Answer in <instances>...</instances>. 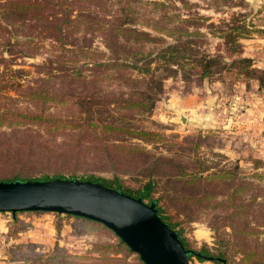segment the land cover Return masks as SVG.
<instances>
[{"label":"rangeland","instance_id":"obj_1","mask_svg":"<svg viewBox=\"0 0 264 264\" xmlns=\"http://www.w3.org/2000/svg\"><path fill=\"white\" fill-rule=\"evenodd\" d=\"M108 1L106 15L119 13L114 12L119 2ZM118 1L136 10L139 6L134 0ZM159 1L171 4L165 9L166 18H184L188 13L203 17L197 25L203 33L199 44L208 53L222 52V38L210 33V25L217 28L221 21L230 23L231 16L236 19L234 23L243 22L246 35L237 40L239 56L264 70V0ZM0 26H4L1 19ZM5 35L0 30V43ZM88 37L91 49L105 50L98 35ZM23 41L24 34H10L11 43ZM47 43V39L41 41L34 55L9 53L0 45V180L116 175L123 186L136 188L147 175L146 166L158 165L153 167L155 174L172 181L160 180L154 197H161L158 205L189 249L204 247L214 255L224 247L228 250L222 264H264V85L257 87L255 78L228 74L189 83L182 82L178 74L168 76L149 111L123 110L116 104L109 112L94 113L100 119L112 115L111 122L121 128L102 130L88 124L92 119L80 116L84 107L68 98L63 85L57 89L61 85L54 76L47 79L39 74V87L54 99L44 102L41 118L35 119L24 82L33 74V65L49 54ZM72 75H76L74 70ZM103 77L98 83L102 93L121 94L122 101L142 100L129 94L143 87L136 89V84L125 83L122 78ZM17 81L21 84L14 85ZM195 160L208 167L202 175L211 173L209 179L201 181L203 185L181 188L188 177L178 181L174 170L159 167L170 163L190 170ZM222 172H234L235 176ZM235 183L240 188L232 191ZM170 189L194 199H207L184 204L168 193ZM116 239L104 225L66 214L0 212V264H106L101 255ZM241 245L261 258L242 260L236 249ZM48 256L54 263L45 260ZM107 256L123 257L127 264L141 262L129 249L109 250ZM187 264L220 263L190 256Z\"/></svg>","mask_w":264,"mask_h":264},{"label":"trees","instance_id":"obj_2","mask_svg":"<svg viewBox=\"0 0 264 264\" xmlns=\"http://www.w3.org/2000/svg\"><path fill=\"white\" fill-rule=\"evenodd\" d=\"M115 1L120 5L114 12L119 13L106 15L110 10L108 0H0V19L4 25L0 26V30L6 33L5 36H1L0 45L5 48V51L34 55L41 41L48 40L49 54H46L40 64L33 65V74L24 82V87L27 89L25 96L31 99L33 118H41L44 102L54 99L46 89L39 87V80H41L38 77L39 74L45 75L47 79L54 76L57 84L61 85L57 89L59 90L63 85L68 98H71L75 105L84 107V114L80 116L92 119L93 121H88V124L102 130H120L121 128L113 121L111 122L112 115L107 119H100L98 115L93 116L94 113L109 112L116 104L123 110L149 111L155 101L154 98L161 91L163 79L168 76L178 74L182 82L189 83L193 80L199 82L204 77L210 79L217 75L221 78L228 74L234 78H255L257 87L264 85V70L252 67L249 58L239 56L237 40L246 35L243 22L234 23L236 19L231 16L230 23L221 21L217 28L210 25V33L222 38V52L216 50L208 53L201 49L199 44L203 33L197 29V25L201 24L203 17L188 13L184 18L179 16L166 18L165 9L171 4H165L159 0H134L135 3H139L137 10L131 8L130 5H124L122 1ZM147 7H149L148 10ZM87 33L98 35L105 50L91 49V38H86ZM10 34H24V41L11 43ZM61 50L66 51L61 55L57 54V51ZM224 57L229 60L225 61ZM79 61L82 62L79 64ZM73 70L76 73L74 76L72 75ZM103 75L112 79L122 78L125 83L136 84L138 86L136 89L143 87L142 89L148 90V93L145 94L141 89L129 95L137 96L142 100L122 101L121 94L101 92L98 83L105 79ZM15 84L21 83L17 81ZM89 85L90 88H87ZM194 162L197 163L190 170L181 165L173 166L170 163L159 165V167L174 170L178 181L188 177L180 184L181 188L203 185L201 181L209 179L211 173L202 175L208 167L196 160ZM156 166L154 164L146 166L147 175L140 179V185L136 188L123 186L116 175L111 178L88 175L78 179L97 182L124 194L139 196L147 204L153 203L156 214L176 233L183 248L187 251V259L194 256L198 261L210 260L222 264L226 261L228 249L223 247L215 250L214 255L204 247L198 250L189 249L180 231L174 229L175 224L170 222L169 215L158 205L161 197H154L160 180L163 182L172 180L156 175L153 171V167ZM139 169H144L143 164H139ZM222 173L232 178L235 176L234 172ZM54 178L66 177L58 175L34 179L12 177L0 181ZM67 179L77 178L70 176ZM239 188L240 185L235 183L232 191ZM168 193L173 195L176 201L184 202V204L192 201L198 203L207 199L206 196L194 199V197L185 195L186 193L179 194L171 189ZM55 215L58 214L55 213ZM70 216L82 221L97 223L83 217ZM261 223L264 225V217ZM105 249L101 260L106 264H127L123 257L107 256L109 250L128 252L127 247L119 239H116L114 244L105 246ZM236 249L242 254L241 259L244 261L261 258L256 251L246 250L242 245ZM52 259V256L45 257L49 263H54Z\"/></svg>","mask_w":264,"mask_h":264},{"label":"water","instance_id":"obj_3","mask_svg":"<svg viewBox=\"0 0 264 264\" xmlns=\"http://www.w3.org/2000/svg\"><path fill=\"white\" fill-rule=\"evenodd\" d=\"M183 121V116H179ZM41 211L104 225L143 264H187L176 233L145 203L100 183L80 179L0 181V212Z\"/></svg>","mask_w":264,"mask_h":264}]
</instances>
